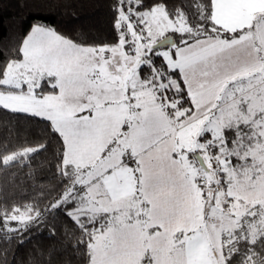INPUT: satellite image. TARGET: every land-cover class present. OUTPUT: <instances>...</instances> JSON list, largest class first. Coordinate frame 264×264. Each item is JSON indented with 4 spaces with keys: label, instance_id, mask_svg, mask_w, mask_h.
I'll return each mask as SVG.
<instances>
[{
    "label": "rangeland",
    "instance_id": "obj_1",
    "mask_svg": "<svg viewBox=\"0 0 264 264\" xmlns=\"http://www.w3.org/2000/svg\"><path fill=\"white\" fill-rule=\"evenodd\" d=\"M241 22L248 24L244 18ZM119 23V43L99 48L34 27L23 44L25 58L11 63L2 81L18 89L24 83L27 91H0V105L51 119L63 132L65 163L80 168L63 201L76 198L81 208L88 205L84 212L90 216L113 211L91 244L90 264H215L217 229L230 227L223 218L227 189L220 184L222 189L211 190L207 178L213 173L207 177L200 171L190 153L205 156L206 165L218 171L206 149L224 143L226 127L250 121L264 138V85L242 94L264 77L252 29H242L240 38L188 41L190 26L160 6L129 11ZM169 34L180 42L154 50ZM157 56L166 68L155 65ZM172 71H178L185 94ZM48 76L58 92L37 97L31 88L38 85L40 91ZM258 149L264 162V140ZM14 158L8 156L5 163ZM260 176L252 183L255 190L241 194L249 206L264 200V163ZM196 178L210 194L197 195ZM76 191L80 195H73ZM14 220L25 224L32 217Z\"/></svg>",
    "mask_w": 264,
    "mask_h": 264
},
{
    "label": "trees",
    "instance_id": "obj_2",
    "mask_svg": "<svg viewBox=\"0 0 264 264\" xmlns=\"http://www.w3.org/2000/svg\"><path fill=\"white\" fill-rule=\"evenodd\" d=\"M157 6L170 18L186 21L192 31L188 41L232 36L214 21L213 0H0V90L7 89L2 81L9 65L23 59V44L33 27L46 26L78 46L99 48L119 43L123 14ZM168 36L180 42L176 34ZM149 55L153 57V53ZM160 60L157 56L153 62L166 68ZM169 74L178 77L181 94H185L178 71ZM53 82V78L44 80L39 93H57ZM203 139L206 142L208 138ZM263 140L250 121L226 127L224 143H210L206 149L218 171L209 164L205 170L195 159L199 153H190L200 171H206L207 177L213 173V179L207 178L211 190L215 191V185L222 189L220 184L227 189L223 218L230 227L217 229L215 264H264V200L249 206L241 195L255 190L252 183L261 177L263 151L260 154L258 147ZM65 152V140L50 120L0 105V264L91 263V244L105 231L113 211L90 216L84 212L88 205L81 208L83 204H76V198L63 201L78 174L74 166L65 163ZM10 155H15L14 161L5 163ZM200 182L197 195L210 194ZM22 214L32 217L31 222L18 224L14 219Z\"/></svg>",
    "mask_w": 264,
    "mask_h": 264
},
{
    "label": "crops",
    "instance_id": "obj_3",
    "mask_svg": "<svg viewBox=\"0 0 264 264\" xmlns=\"http://www.w3.org/2000/svg\"><path fill=\"white\" fill-rule=\"evenodd\" d=\"M258 16H263L262 20L259 22L255 20ZM243 18L248 21V24L245 25V23L241 22V20ZM213 19L225 31L229 32L232 35H234V34L237 35L238 38H240V33H241L242 29H247V28L252 29L250 32L251 42H253V45H254L255 49L257 50V52L255 53L256 54L255 56H257L258 58L263 60L262 68H263V75H264V0H213ZM35 27L49 28L46 26H35ZM32 31H34V27L30 33H32ZM38 31L39 32L37 34L39 35V37L43 38L42 37L43 36V30H38ZM30 33H29V35H30ZM29 35H28V37H29ZM195 40H193V41H195ZM24 58H25V54L23 52V59ZM20 76H22V75H20ZM49 77L50 76L45 77V79L46 78L48 79ZM33 78L38 80V77H33ZM45 79H43V81ZM21 80H25V79L21 78ZM29 80H31L30 83L33 82L32 78H30ZM23 82L26 83V80ZM261 85H264V77H263L262 82L261 81L256 82L255 86L253 88H250L251 86H249L247 88V90L245 89L243 91L242 94H245V93L251 91L252 89L254 90ZM36 86H38V85H34L31 88L35 92V95L37 97H40V96L44 97L45 95L40 94L38 91V87H36ZM4 87L7 89L0 90L1 92L16 91V92L22 93L24 91L26 92L27 88H28V86L25 85L24 83L20 89L13 88V87H7V86H4ZM42 118H44V117H42ZM45 119H47V118H45ZM48 120L51 121V119H48ZM51 123H52V121H51ZM52 125H53V123H52ZM53 127H54V125H53ZM54 128L63 136L65 143H66V139H65L63 132L58 130L56 127H54ZM65 160H66V152H65ZM67 164H69V163H67ZM69 165L74 166L79 173V170H80L79 167L75 166L73 163L69 164ZM109 171L113 172L114 169L111 168V169H109ZM104 176H107V173L104 174ZM127 178L129 179L130 177H127Z\"/></svg>",
    "mask_w": 264,
    "mask_h": 264
},
{
    "label": "water",
    "instance_id": "obj_4",
    "mask_svg": "<svg viewBox=\"0 0 264 264\" xmlns=\"http://www.w3.org/2000/svg\"><path fill=\"white\" fill-rule=\"evenodd\" d=\"M176 43V39L174 36H168L166 38H164L163 40H161L153 49H158V48H162V47H166V46H169V45H174ZM195 159L198 160L200 166L202 168H204L205 170H207V165L205 163V160L204 158L197 154L195 155Z\"/></svg>",
    "mask_w": 264,
    "mask_h": 264
}]
</instances>
